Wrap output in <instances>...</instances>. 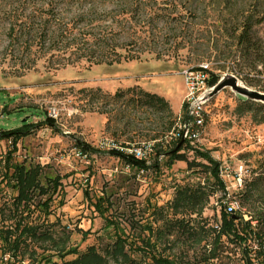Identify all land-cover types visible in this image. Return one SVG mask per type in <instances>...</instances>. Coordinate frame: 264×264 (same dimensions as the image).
I'll return each instance as SVG.
<instances>
[{"label":"rangeland","instance_id":"obj_1","mask_svg":"<svg viewBox=\"0 0 264 264\" xmlns=\"http://www.w3.org/2000/svg\"><path fill=\"white\" fill-rule=\"evenodd\" d=\"M49 1L55 16L63 20L88 7L95 13L76 23L74 39L81 44L78 53L71 51L66 38L53 48L47 38L38 42L33 31L8 33L13 13L24 9L21 13L31 14L36 7L46 11ZM136 5L138 10L141 7L138 15L132 10ZM123 9L132 14L119 15ZM249 11L264 17V0H0V129L19 127L25 119L40 122L43 118L38 112L56 113L54 127L42 125L22 137L9 162L39 166L42 184L48 178H60L58 193L48 194V210L36 205L47 196L35 195L34 208L22 218L50 225L55 236L69 235L67 250L81 253L93 245L102 253L101 248L113 241L115 233H131L128 220L145 219L151 206L172 198L175 187L198 182L210 185L212 180H206L203 171L188 169L182 161L170 163L164 154L157 158L159 168L141 172L99 145L105 139L121 144L158 140L176 129L184 118L185 85L180 71L187 67L208 62L212 72L227 73L228 78L233 75L247 86L239 75L249 71L247 58L238 52L234 29ZM46 14L37 19L45 20ZM92 21L94 29L89 33L102 36L101 44H93L85 33ZM252 31L264 48V22L254 24ZM82 38L87 40L81 42ZM87 48L103 63L78 56ZM258 70L263 68L257 66L250 76L264 85V74H256ZM219 78L212 74L207 89ZM143 92L162 98L172 115L163 106L150 104ZM243 99L231 87L210 98L204 104L202 134L192 145L220 162L227 191L223 197L218 190L203 209L207 227L219 224L220 203L236 199L231 195L240 189L236 173L241 171L242 187L250 171L264 160V122H254L249 112H237ZM75 140L99 152L78 155ZM168 147L158 148L164 152ZM10 149L9 141L0 139V228L12 225V215L6 211L17 196L12 179L5 175L11 172L5 165ZM187 153L189 159L194 158L192 151ZM154 155L149 165L154 163ZM95 203H100L99 209ZM111 219L118 222V230L105 226ZM219 250L212 264H243L239 246L224 241ZM75 257L67 254L63 260ZM18 264H28L27 255Z\"/></svg>","mask_w":264,"mask_h":264},{"label":"trees","instance_id":"obj_2","mask_svg":"<svg viewBox=\"0 0 264 264\" xmlns=\"http://www.w3.org/2000/svg\"><path fill=\"white\" fill-rule=\"evenodd\" d=\"M49 2L46 11L36 7L37 10L31 14L21 13L24 12V9H21L20 13H13L12 17L8 19V33L13 35L33 31L38 34L36 37L38 42H44L47 38L48 42L52 41L53 48L58 45L60 40L66 38L71 51L78 53L77 50L81 48V44L74 39L76 23L85 20L86 17H93L95 13L88 7L74 13L68 20H63L55 16L58 14L53 12L54 7L52 2ZM138 6L136 5L132 9L133 14L140 13L141 7L138 10ZM125 11L124 9L120 10L118 14H124ZM128 11L131 15L132 11L129 9L125 13L128 14ZM43 13L48 14H46V19L38 20L37 17L41 18ZM122 17L126 16L122 15ZM93 22H89L85 33L91 36L93 44H101L102 36L99 35L96 38L89 33L94 29ZM262 22H264L263 16H255L252 11H249L234 29L238 52L243 58H247L249 70L239 73L241 81L258 91H264V85L251 77L250 72L260 66L263 70H258L256 74H264V48L261 45V40L253 34L252 29L254 24ZM83 38L80 40L81 42L87 40ZM74 45H76L75 49H73ZM95 54L93 49L87 48L78 56H86L93 60H90L92 63H103L100 59L95 58ZM115 61L119 62V58ZM107 64L112 63L110 61ZM143 95L146 96L145 98L150 104L155 102L156 105L167 109L169 116L172 115L167 108V103L163 102L162 98L144 92ZM147 95L149 96L147 97ZM181 108L185 117L184 103ZM236 110L238 113L249 112L252 120L256 123L264 122V103L246 98L241 100ZM39 113L37 114L43 118L40 122L31 123L25 119L19 127L9 130L0 129V139L8 140L11 146L5 155V165L11 172L9 175L7 173L5 175L12 179V187L17 192L12 207L6 211L12 215V225L0 228V264H18V261L26 255L28 264H110L109 261H112V264H212L214 259H218L219 248L222 249L224 241L240 247L244 256L243 264H264V170H262L264 160L250 171L249 177L244 179L243 185L237 193L231 194L235 195L236 199H229V201H237L238 208L228 212L224 203H220L219 224L215 227H207L202 213L210 197L218 190L222 192L223 197L227 194L220 175V162L214 159L208 151L197 149L186 141L182 140L181 142V139L172 142L167 151L160 152L157 147L154 153V163L151 165L146 164L145 161L125 157L121 152L115 150L107 152L122 158L136 170L159 168L156 163L157 158L164 154L170 163L182 161L186 163L188 169L203 171L206 180H212L210 185L198 182L194 185L175 187L172 198L161 205L151 206V211L145 219L144 217H140L138 220L126 218L130 224L131 233L128 235L115 233L113 241L101 248L102 253L93 245L81 253H77L76 249L67 250L65 243L69 240V235L62 233L60 236H55L50 225L22 218L23 213L26 212L27 215L30 212L29 208L33 206L35 195L47 196V199L36 205H40L43 210H48L50 200L48 194L49 192L58 193V189L61 188L60 178L58 176L48 178L45 180V184H42L39 178V166L26 167L23 164L12 165L9 163L12 160V154L17 149V143L22 137L42 125L54 127V118L49 117L46 112ZM74 146L82 153L99 152L98 148L91 147L79 140H75ZM189 150L194 154L193 159L188 157ZM196 157L204 161H197ZM105 201L111 205L108 199ZM100 206V203H95L96 208L99 209ZM244 215L248 218L245 219ZM105 223L106 227H111L115 231L119 229L118 222H114L112 219L106 220ZM37 248H40L41 251L38 252ZM67 254H76V257L63 260Z\"/></svg>","mask_w":264,"mask_h":264},{"label":"built area","instance_id":"obj_3","mask_svg":"<svg viewBox=\"0 0 264 264\" xmlns=\"http://www.w3.org/2000/svg\"><path fill=\"white\" fill-rule=\"evenodd\" d=\"M212 71V67L208 62H201L196 66L187 67L180 71L185 85V93L182 102L186 107V116L180 123L178 122L176 129L170 131L165 137L153 141L127 142L125 144L105 139L100 142V148L107 149V151L115 150L121 152L125 157L145 161L146 164H149L147 162L151 155L155 153L154 148L156 145H158L159 148H165L166 146H170L171 143L177 139H182L190 145H193L200 139L204 126V104L206 102H199L200 97L204 91L207 90V84L212 74H216L218 77L220 75L219 72ZM47 115L54 119L56 117V113L53 111H48ZM180 119L181 116H179L178 120ZM76 151L78 155H86V153H82L79 149ZM126 165L130 166L128 163H126ZM138 171L142 172L144 169H139ZM236 179L240 188L241 171L236 173ZM223 203L228 212L238 208L237 201L235 200H226Z\"/></svg>","mask_w":264,"mask_h":264},{"label":"water","instance_id":"obj_4","mask_svg":"<svg viewBox=\"0 0 264 264\" xmlns=\"http://www.w3.org/2000/svg\"><path fill=\"white\" fill-rule=\"evenodd\" d=\"M227 74V73H226ZM226 74L219 75V80L212 87H209L201 95L199 102H207L212 98L217 92L225 87H231L236 92L242 94L246 98H250L261 103H264V91H258L247 86L242 85L237 81V78L233 75L231 77H226ZM182 142V139L180 140Z\"/></svg>","mask_w":264,"mask_h":264}]
</instances>
